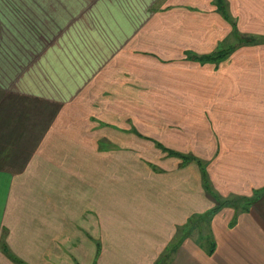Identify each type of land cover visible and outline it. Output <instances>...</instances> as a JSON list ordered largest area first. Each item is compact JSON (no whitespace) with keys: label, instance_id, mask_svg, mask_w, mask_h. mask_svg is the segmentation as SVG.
<instances>
[{"label":"crops","instance_id":"1","mask_svg":"<svg viewBox=\"0 0 264 264\" xmlns=\"http://www.w3.org/2000/svg\"><path fill=\"white\" fill-rule=\"evenodd\" d=\"M261 191L264 0H0V264H264Z\"/></svg>","mask_w":264,"mask_h":264},{"label":"rangeland","instance_id":"2","mask_svg":"<svg viewBox=\"0 0 264 264\" xmlns=\"http://www.w3.org/2000/svg\"><path fill=\"white\" fill-rule=\"evenodd\" d=\"M85 95L84 94H82L78 99H77V101H78V103H77V105H76V109H75V111L77 112V114L78 115H83V116H87L90 112H92V115L94 116V115H98V116H103V117H105L104 116V114H102V113H100V110H99V108H95V107H86L85 106V104H87V98L85 97ZM86 99V100H85ZM78 105H82V106H78ZM79 112H81V114L79 113ZM91 114V113H90ZM102 125L101 126H97V127H102L101 128V130H102V132H103V129L105 130V129H107V127H112L110 124H104V123H101ZM81 126H87V128H88V125L87 124H83V125H81ZM104 141H102V143H103ZM78 143V142H77ZM93 143V145H94V141L92 142ZM160 147L163 149V150H169V149H166L165 147H163L162 145H160ZM169 152H171V151H169ZM178 156H180L181 157V159H183V161L184 162H187V161H189V156L188 155H185V154H181V153H179L178 152ZM146 157V158H145ZM140 158H142V159H147V158H149V156H141ZM114 165V162H111L110 160H109V165ZM194 164V163H193ZM196 164V163H195ZM197 165V164H196ZM201 165V164H200ZM208 186L210 187V189H211V191H212V188H211V184H210V179H209V182H208ZM264 194V191H261L260 192V194H258L257 196H258V198H259V200L262 198V195ZM236 199V200H235ZM238 197H235V198H233L231 201H224V199L222 198V201H223V204L221 203V205L220 206H222L223 208L226 206V207H229L230 205H232V203H237L238 201H240V202H243V203H237V206L238 207H243V205H245V207L247 208L248 206H252L254 203V200L256 199V193L255 194H253L251 197H247V198H242V199H238ZM235 206V205H234ZM246 208H244V209H246ZM207 220V217H204V219L201 221H198V223L196 224V222L194 223V225L193 226H191V228L192 229H196V228H198V227H202V228H199L198 230H200L201 231V233H206L208 230H209V223L211 222V219L210 220H208V221H206ZM189 231H191V229H189ZM164 261V260H163Z\"/></svg>","mask_w":264,"mask_h":264}]
</instances>
